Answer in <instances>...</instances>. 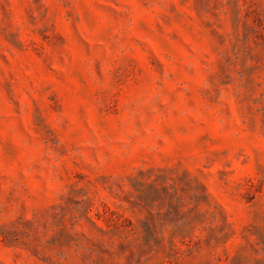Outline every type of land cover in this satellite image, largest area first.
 Instances as JSON below:
<instances>
[{"label": "rangeland", "instance_id": "obj_1", "mask_svg": "<svg viewBox=\"0 0 264 264\" xmlns=\"http://www.w3.org/2000/svg\"><path fill=\"white\" fill-rule=\"evenodd\" d=\"M0 264H264V0H0Z\"/></svg>", "mask_w": 264, "mask_h": 264}]
</instances>
